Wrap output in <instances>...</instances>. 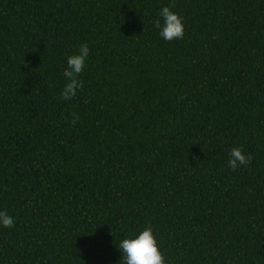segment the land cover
Segmentation results:
<instances>
[{
  "label": "trees",
  "instance_id": "trees-1",
  "mask_svg": "<svg viewBox=\"0 0 264 264\" xmlns=\"http://www.w3.org/2000/svg\"><path fill=\"white\" fill-rule=\"evenodd\" d=\"M0 211V264H119L149 226L165 264H264V0H0Z\"/></svg>",
  "mask_w": 264,
  "mask_h": 264
},
{
  "label": "clouds",
  "instance_id": "clouds-1",
  "mask_svg": "<svg viewBox=\"0 0 264 264\" xmlns=\"http://www.w3.org/2000/svg\"><path fill=\"white\" fill-rule=\"evenodd\" d=\"M158 17L153 24L165 42L183 39L184 23L181 16L172 11L170 7L163 6L159 10ZM89 56L90 48L87 44H82L74 54L68 56L63 72L67 83L61 90V100L70 101L77 96L83 86L79 77L87 66ZM229 157L228 167L233 171L251 162V156L243 154L239 148L231 149ZM14 226V218L6 211H0V229H12ZM116 247L121 253L119 264H165V259L158 250L157 240L150 226L121 239Z\"/></svg>",
  "mask_w": 264,
  "mask_h": 264
}]
</instances>
